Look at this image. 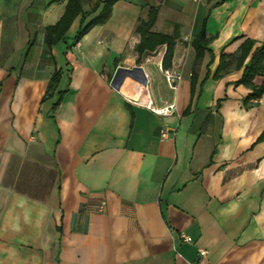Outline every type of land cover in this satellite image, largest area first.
Here are the masks:
<instances>
[{"label": "crops", "instance_id": "1", "mask_svg": "<svg viewBox=\"0 0 264 264\" xmlns=\"http://www.w3.org/2000/svg\"><path fill=\"white\" fill-rule=\"evenodd\" d=\"M66 6L0 0V264H264V95L247 108L251 90L236 84L243 42H264V0H120L79 42L80 15L49 48ZM150 7L154 32L178 26L176 90L166 45L136 49ZM202 28L210 51L197 62ZM222 54L231 64L215 78ZM135 66L147 84L112 86ZM147 92L175 108L157 114Z\"/></svg>", "mask_w": 264, "mask_h": 264}, {"label": "trees", "instance_id": "2", "mask_svg": "<svg viewBox=\"0 0 264 264\" xmlns=\"http://www.w3.org/2000/svg\"><path fill=\"white\" fill-rule=\"evenodd\" d=\"M83 0H67V6L62 18L52 26L46 28V44L51 48L59 41L66 39V34L73 23V21L80 15L81 24L80 28L75 36V42H79L81 38L89 32V30L98 24L105 23L112 12L113 5L120 0H88L94 2L92 8L88 11L83 10ZM101 8L100 13L89 20V18ZM158 9L150 7L147 20H140L137 25V32L140 34V42L136 49L140 55L145 52H153L158 47L166 45V51L162 61V67L167 69L172 66L174 47L176 40L179 38L178 26L172 34L154 32L153 26L157 21ZM209 39L207 37L204 28L200 33L195 36L193 46L196 51V61H200L206 51H210ZM253 39H247L241 46L240 54L237 56V67H243V74L240 79L236 81V84L246 86L251 90L248 96L244 100V105L248 108L259 103L260 98L264 95V81L262 84L255 85L254 79L258 75H264V42L259 43ZM220 64L216 71L215 78H219L221 73L226 71L231 64L229 55L222 54L220 57ZM61 79V72L56 70L50 79L46 90V96L51 97L58 88ZM196 84V76L192 74V89ZM64 93L60 92L57 102L54 104V108L58 107L63 99ZM264 140V131L259 136L258 141Z\"/></svg>", "mask_w": 264, "mask_h": 264}, {"label": "built area", "instance_id": "3", "mask_svg": "<svg viewBox=\"0 0 264 264\" xmlns=\"http://www.w3.org/2000/svg\"><path fill=\"white\" fill-rule=\"evenodd\" d=\"M161 69L163 71V74L166 78V81H167L169 87L172 90H176L178 88L180 81L182 80V74L180 72L174 71L171 68L165 69L161 66ZM136 102L138 103V101H136ZM144 104L146 107L154 110L157 114H160V115H169L171 113V111L175 108V105L172 104V105H169V106L161 108V109H155L153 107V102H152V99H151L150 95L148 94V92L146 93ZM163 135H165V134H163ZM103 206H104V203H103L102 207ZM182 237L184 238V240L190 241V238L188 236H186L185 234H183ZM200 254H201V256H206L207 251L201 249Z\"/></svg>", "mask_w": 264, "mask_h": 264}, {"label": "water", "instance_id": "4", "mask_svg": "<svg viewBox=\"0 0 264 264\" xmlns=\"http://www.w3.org/2000/svg\"><path fill=\"white\" fill-rule=\"evenodd\" d=\"M126 77L133 78L134 80L142 84H147L148 82V78L145 74V71L141 66H135L133 68L119 67L115 71V74L112 78V86L119 90L122 82L125 80Z\"/></svg>", "mask_w": 264, "mask_h": 264}, {"label": "rangeland", "instance_id": "5", "mask_svg": "<svg viewBox=\"0 0 264 264\" xmlns=\"http://www.w3.org/2000/svg\"><path fill=\"white\" fill-rule=\"evenodd\" d=\"M166 79V78H165ZM167 82V81H166Z\"/></svg>", "mask_w": 264, "mask_h": 264}, {"label": "bare ground", "instance_id": "6", "mask_svg": "<svg viewBox=\"0 0 264 264\" xmlns=\"http://www.w3.org/2000/svg\"><path fill=\"white\" fill-rule=\"evenodd\" d=\"M146 96V95H145Z\"/></svg>", "mask_w": 264, "mask_h": 264}]
</instances>
